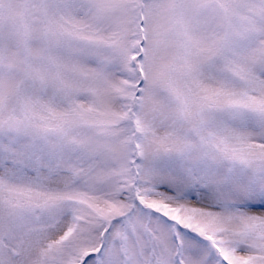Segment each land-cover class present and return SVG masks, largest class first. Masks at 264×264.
Masks as SVG:
<instances>
[{
  "label": "snow or ice",
  "instance_id": "1",
  "mask_svg": "<svg viewBox=\"0 0 264 264\" xmlns=\"http://www.w3.org/2000/svg\"><path fill=\"white\" fill-rule=\"evenodd\" d=\"M0 264H264V0H0Z\"/></svg>",
  "mask_w": 264,
  "mask_h": 264
}]
</instances>
